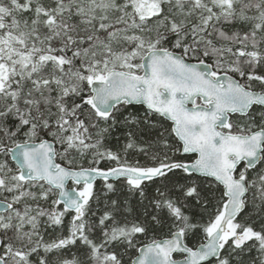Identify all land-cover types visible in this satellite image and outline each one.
<instances>
[{"label":"snow or ice","instance_id":"1","mask_svg":"<svg viewBox=\"0 0 264 264\" xmlns=\"http://www.w3.org/2000/svg\"><path fill=\"white\" fill-rule=\"evenodd\" d=\"M0 264H264V0H0Z\"/></svg>","mask_w":264,"mask_h":264}]
</instances>
